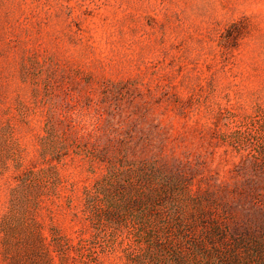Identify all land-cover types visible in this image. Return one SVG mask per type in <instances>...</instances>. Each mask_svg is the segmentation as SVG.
<instances>
[{
    "label": "rangeland",
    "instance_id": "1",
    "mask_svg": "<svg viewBox=\"0 0 264 264\" xmlns=\"http://www.w3.org/2000/svg\"><path fill=\"white\" fill-rule=\"evenodd\" d=\"M49 111L158 161L212 264H264V0H0V264L146 260L85 206L101 171L42 152Z\"/></svg>",
    "mask_w": 264,
    "mask_h": 264
},
{
    "label": "trees",
    "instance_id": "2",
    "mask_svg": "<svg viewBox=\"0 0 264 264\" xmlns=\"http://www.w3.org/2000/svg\"><path fill=\"white\" fill-rule=\"evenodd\" d=\"M102 94L113 97L109 87ZM89 101L85 99L83 106H89ZM115 106L120 110V105ZM44 131L40 139L44 154L56 161L78 157L90 172L101 171L100 179L84 189L85 206L103 213L97 222L124 225L134 243L154 247L146 260L130 254V264H212L206 246L211 234L201 237L203 230L184 224L189 215L175 205V182L164 175L158 161L140 158L115 128L102 135L97 125L88 129L82 120L55 111H49Z\"/></svg>",
    "mask_w": 264,
    "mask_h": 264
}]
</instances>
